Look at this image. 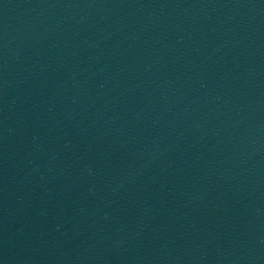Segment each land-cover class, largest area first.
<instances>
[{
    "label": "water",
    "instance_id": "1",
    "mask_svg": "<svg viewBox=\"0 0 264 264\" xmlns=\"http://www.w3.org/2000/svg\"><path fill=\"white\" fill-rule=\"evenodd\" d=\"M220 264H264V0H253L234 110Z\"/></svg>",
    "mask_w": 264,
    "mask_h": 264
}]
</instances>
